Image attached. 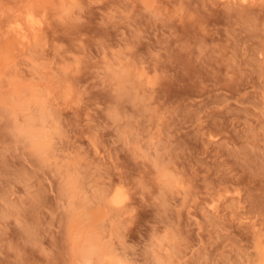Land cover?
<instances>
[{
	"label": "rangeland",
	"instance_id": "rangeland-1",
	"mask_svg": "<svg viewBox=\"0 0 264 264\" xmlns=\"http://www.w3.org/2000/svg\"><path fill=\"white\" fill-rule=\"evenodd\" d=\"M0 264H264V0H0Z\"/></svg>",
	"mask_w": 264,
	"mask_h": 264
},
{
	"label": "bare ground",
	"instance_id": "bare-ground-1",
	"mask_svg": "<svg viewBox=\"0 0 264 264\" xmlns=\"http://www.w3.org/2000/svg\"><path fill=\"white\" fill-rule=\"evenodd\" d=\"M242 1H246V0H242ZM31 14V13H30ZM29 14V15H30ZM36 17V16H35ZM33 15H30V21H31V25H32V27L34 28V29H38L40 26H41V20L39 21L38 19H36ZM28 19H29V16L27 17ZM29 21V20H28ZM21 24V23H20ZM17 25L18 26V28H20L19 30H23V27H21V25ZM43 27V26H42ZM17 28V27H16ZM17 28V29H18ZM39 30V29H38ZM40 30H41V28H40ZM118 189H120L119 187H117ZM115 191V190H114ZM112 193V192H111ZM112 195V194H111ZM125 200H126V198H125V196H123V193L121 192V191H119V190H117V191H115V193H113V196H112V198H110V202H111V204L112 205H116V206H121V205H123L124 203H126L125 202ZM214 205V204H213ZM124 206V205H123ZM215 207L217 208V206H216V204H215ZM214 207V208H215Z\"/></svg>",
	"mask_w": 264,
	"mask_h": 264
}]
</instances>
